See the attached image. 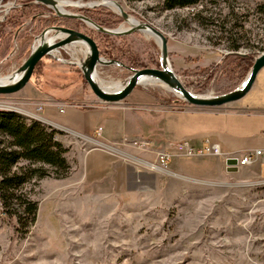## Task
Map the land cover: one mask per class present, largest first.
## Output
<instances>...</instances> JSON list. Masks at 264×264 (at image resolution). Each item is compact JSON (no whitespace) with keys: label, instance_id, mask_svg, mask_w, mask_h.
<instances>
[{"label":"rangeland","instance_id":"374dc122","mask_svg":"<svg viewBox=\"0 0 264 264\" xmlns=\"http://www.w3.org/2000/svg\"><path fill=\"white\" fill-rule=\"evenodd\" d=\"M114 1L133 20L149 23L168 37L171 67L194 94L219 96L237 89L253 66L232 72L238 55L252 58L254 63L256 57L264 54V0H200L196 7L173 10L165 8L164 0ZM31 2L8 0L0 7V23L9 19L24 22L23 29L6 39L2 56L7 55L4 61L9 64L0 76L13 73L29 57L35 37L43 31L34 32L37 28L33 19L36 16L48 19L53 14L48 7ZM102 8L115 17L96 11ZM66 10L85 15L102 27L106 26L98 21H116L115 27H106L110 29L131 27L113 6ZM76 21L81 22L74 23L77 31L94 36L108 59L130 60L160 69L157 63L160 64L161 51L154 37L139 32L118 39ZM86 52V47L77 45L59 50L55 57H45L26 91L0 95V109L31 114L34 118L24 117L37 120L35 116L41 106H33L32 96L24 97L44 71L63 77L76 73L71 80L79 83V91L84 90L89 99L99 101L77 65L85 59ZM110 53L115 57H109ZM131 75L123 68L98 70V79L106 84L123 85ZM157 95L171 103L158 104ZM128 98L154 115L191 107L161 84L140 85ZM261 101H264V69L242 100L221 109L205 110L220 112L218 118L229 121L233 130V125L246 123L256 130L264 127V114L244 113L234 107L244 103L255 108ZM184 116L203 117L197 113ZM175 141L178 140L168 141L165 146ZM147 148L150 151L142 150L144 156L137 158L154 160L164 146L151 144ZM133 160L127 157L133 172L127 181L128 195L113 196L114 192L84 189L77 169L72 172V159L71 163L68 160L71 169L66 178L51 175L33 179L23 189L27 199L38 205V217L32 225L27 216L20 225L16 215H2L0 201V264H264V169L254 165L230 172L221 157L207 155L178 157L168 168L151 172L139 160ZM27 166L26 162L19 165Z\"/></svg>","mask_w":264,"mask_h":264},{"label":"crops","instance_id":"0c3cea01","mask_svg":"<svg viewBox=\"0 0 264 264\" xmlns=\"http://www.w3.org/2000/svg\"><path fill=\"white\" fill-rule=\"evenodd\" d=\"M7 64L8 60L0 63V74H4ZM76 75L71 73L63 77L44 71L24 99L32 96L33 106H41L35 118L61 132L58 140L70 149L67 158L70 163L72 159V172L77 169L84 189L93 188L106 194L114 192L113 196L128 195L127 181L133 172L128 167L130 161L127 157L136 161L137 155H143L142 150L133 146L136 140L165 148V144L172 140L190 138L200 146L209 138L211 142L219 143L225 152L239 154L264 148V127L255 130L246 123L245 126L233 125V130L229 121L222 122L218 118L217 113L220 112H215V109L195 110L190 107L189 110L182 108L154 115L138 108L141 104L130 98L122 103L103 104L89 99L84 90L79 91V83L71 80ZM234 108H241L239 111L244 113L254 111L263 115L264 101L258 102L255 108L244 103ZM19 113L34 118L31 114ZM185 113H197L203 117L185 118ZM86 144L90 147L85 148Z\"/></svg>","mask_w":264,"mask_h":264},{"label":"water","instance_id":"95a60500","mask_svg":"<svg viewBox=\"0 0 264 264\" xmlns=\"http://www.w3.org/2000/svg\"><path fill=\"white\" fill-rule=\"evenodd\" d=\"M8 0H0V7L2 3ZM31 4H41L49 9L53 10V15L58 18H67L80 20L88 26L94 28L97 32L113 36V37H125L139 32L150 31L154 34L155 39L160 47V69L148 68L142 64L135 63L133 61H119L108 59L102 50L99 41L92 35L77 31L74 29L52 26L46 28L42 33L35 37V41L32 47V51L25 62L19 69L13 73L0 76V95L11 96L26 91L36 77L37 70L41 61L45 57H55V53L61 49L70 46H83L86 47V51L89 54L85 55V59L81 63H77L80 66L83 78L90 87L93 94L103 103L114 104L122 103L128 99L135 91V89L141 85L142 79L152 81L154 84H161V86L170 90L174 88L173 93L183 102L191 107L216 109L224 107L228 104L235 103L242 100L253 89L260 72L264 69V54L255 58L252 68L247 75L245 81L237 89L219 96H206L198 95L189 91L184 83L177 76L175 71L171 67L170 52L168 48V37L164 35L153 25L146 22H139L135 24L132 22V17L126 13L123 7L114 0H102L99 4H88L81 2H71L63 0H31ZM113 4L120 10L125 23L131 27L125 30H120L122 26L117 29H110L98 25L91 18L79 14L67 11L69 8H95L97 6L111 7ZM18 36V35H17ZM17 38V37H16ZM17 43V42H16ZM17 45V44H16ZM123 68L132 73L130 78L122 85V89L118 92H108L104 90L97 82L95 77L98 78V70L110 71V69ZM22 73L19 80L12 83H6V77H11L13 74ZM235 160L228 161V171L236 172L238 169L231 165H235Z\"/></svg>","mask_w":264,"mask_h":264},{"label":"trees","instance_id":"16d2710c","mask_svg":"<svg viewBox=\"0 0 264 264\" xmlns=\"http://www.w3.org/2000/svg\"><path fill=\"white\" fill-rule=\"evenodd\" d=\"M164 3L167 10H173L196 7L200 4V0H164ZM34 7L47 10L44 6ZM84 11L86 13L91 12L90 10ZM96 11L106 12L109 17H115L114 14L104 8ZM33 22L37 28V31L34 32H38V29L44 31L52 26L79 30L74 27V23L81 24L76 20L55 18L53 14L48 19L36 16ZM98 23L106 27L117 25L114 20L98 21ZM23 26V21L14 19L0 23V62L7 56H2L6 39L23 29ZM6 28H11V31L6 32ZM118 39H122V37ZM235 48L237 50V47ZM108 55L115 57L114 53ZM232 55H238V53ZM238 57L239 59L234 62V67L231 69L232 72H236L237 69L248 70L252 66V58L241 55ZM157 65L160 68V64L157 63ZM155 97L160 105L167 106L171 103V100L159 95ZM60 134V131L38 120H28L17 112L0 109V201L3 209L2 215H16L20 225H23L26 216L29 218V225L36 222L38 205L27 199L23 189L35 178L44 179L54 175L56 179H63L68 176L71 167L66 155L69 150L58 140ZM22 162L28 163V166L19 167Z\"/></svg>","mask_w":264,"mask_h":264},{"label":"built area","instance_id":"2783aa9c","mask_svg":"<svg viewBox=\"0 0 264 264\" xmlns=\"http://www.w3.org/2000/svg\"><path fill=\"white\" fill-rule=\"evenodd\" d=\"M99 102H101L99 100ZM103 103V102H101ZM106 104V103H103ZM192 108V107H191ZM102 131V128L98 130V133ZM133 146L140 150L150 151L147 147L150 146L145 140H136L133 142ZM207 155L221 157L227 167L229 160H235L236 164L231 165L238 170L244 167H251L254 165H260L264 169V148L247 151L245 153H232L225 152L219 143H213L209 138L201 144L196 146L190 138H183L175 142L169 143L164 149L159 151L154 160H146L144 158H138L137 161L141 162L151 172L158 170H164L170 166V164L178 157L183 158H196Z\"/></svg>","mask_w":264,"mask_h":264},{"label":"bare ground","instance_id":"6f19581e","mask_svg":"<svg viewBox=\"0 0 264 264\" xmlns=\"http://www.w3.org/2000/svg\"><path fill=\"white\" fill-rule=\"evenodd\" d=\"M110 6H113L114 7V9H116L117 11H115V12H118V13H120V10L118 9V8H116V6H114L113 4H111ZM111 8V7H110ZM7 9H9V7L7 8ZM132 22H134L135 24H138L139 22L138 21H136V20H133L132 19ZM137 22V23H136ZM123 27V26H122ZM122 27H121V29L120 30H122ZM147 33V35H149V36H151V37H154L155 38V36H154V34L153 33H151L150 31H147L146 32ZM86 54H89L88 53V51L86 52ZM22 76V73H17V74H13V76H11V77H6V83H12V82H14V81H17V80H19L20 79V77ZM95 79H96V82L104 89V90H106V91H108V92H118V91H120L121 89H122V85L121 84H116V83H109V84H106V83H104V82H101L97 77H95ZM141 85H144V86H147V85H152V84H154L152 81H150V80H147V79H142L141 81ZM158 85V84H157ZM170 91H175V89L174 88H170ZM114 104H117V103H114Z\"/></svg>","mask_w":264,"mask_h":264}]
</instances>
